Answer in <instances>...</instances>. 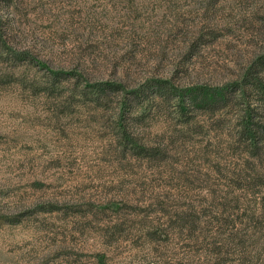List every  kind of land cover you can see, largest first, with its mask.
I'll use <instances>...</instances> for the list:
<instances>
[{"label": "rangeland", "instance_id": "obj_1", "mask_svg": "<svg viewBox=\"0 0 264 264\" xmlns=\"http://www.w3.org/2000/svg\"><path fill=\"white\" fill-rule=\"evenodd\" d=\"M250 79L264 0H0V264H264Z\"/></svg>", "mask_w": 264, "mask_h": 264}, {"label": "trees", "instance_id": "obj_2", "mask_svg": "<svg viewBox=\"0 0 264 264\" xmlns=\"http://www.w3.org/2000/svg\"><path fill=\"white\" fill-rule=\"evenodd\" d=\"M247 84H250L251 86H254V85H256V84H259V85H261V86H263L264 87V82L263 81H260L259 79H257V81L255 82V81H252V79H250V81H249V83H247ZM95 86H97V88H98V91H102V92H105L106 90H107V88H110V89H116L117 88V90H120L122 87V85H120V84H117V83H115V84H111V85H106V84H104V83H102V84H100V83H96V85ZM159 88H166V86H168V85H165L164 83H162L161 81H160V83H158V85H157ZM203 90H206L205 88H203V87H199V88H195V89H192L191 91H187V93L186 94H189L190 96L192 95V94H196V92H197V94H201L202 92H203ZM133 92H138V91H133ZM187 96V95H186ZM190 96L188 97V98H190ZM224 98H226L225 97V93H223V92H220L217 96H216V100H214V102H220L222 99H224ZM206 98L204 97V99H203V101L205 100ZM195 100H198V98L195 96ZM205 102H208V101H205ZM204 105H208V104H204ZM251 116V115H250ZM248 121H250V123L249 124H247L246 126L248 127V130H252V127H251V123H254L253 121H251L250 119L248 120Z\"/></svg>", "mask_w": 264, "mask_h": 264}]
</instances>
